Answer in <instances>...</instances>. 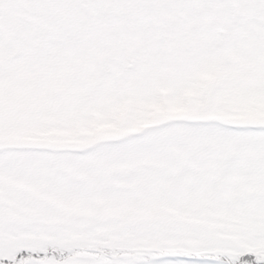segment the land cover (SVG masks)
Listing matches in <instances>:
<instances>
[{
  "label": "snow or ice",
  "instance_id": "1",
  "mask_svg": "<svg viewBox=\"0 0 264 264\" xmlns=\"http://www.w3.org/2000/svg\"><path fill=\"white\" fill-rule=\"evenodd\" d=\"M0 264H264V0H0Z\"/></svg>",
  "mask_w": 264,
  "mask_h": 264
}]
</instances>
